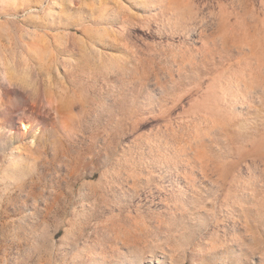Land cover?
<instances>
[{"label": "rangeland", "instance_id": "obj_1", "mask_svg": "<svg viewBox=\"0 0 264 264\" xmlns=\"http://www.w3.org/2000/svg\"><path fill=\"white\" fill-rule=\"evenodd\" d=\"M0 85V264H264V0H0Z\"/></svg>", "mask_w": 264, "mask_h": 264}, {"label": "clouds", "instance_id": "obj_2", "mask_svg": "<svg viewBox=\"0 0 264 264\" xmlns=\"http://www.w3.org/2000/svg\"><path fill=\"white\" fill-rule=\"evenodd\" d=\"M19 95L20 94L18 91L9 89L6 85H0V121H6V119L9 118L6 114L8 112L6 109L12 107L13 100ZM25 103L27 104L28 102L25 101ZM32 113H35V115ZM10 114L11 118L14 120V124L19 125L18 129L15 127L9 128L11 137L15 138L18 135L19 139L27 136L37 139L45 138L50 141L51 129L49 127V122L43 118L42 113L38 108H32L31 112L28 114V117L23 120V123L28 125L26 129L22 128L21 119L18 117V114L14 112ZM3 126V124H0V128H3ZM14 141L15 139H13L12 142Z\"/></svg>", "mask_w": 264, "mask_h": 264}]
</instances>
